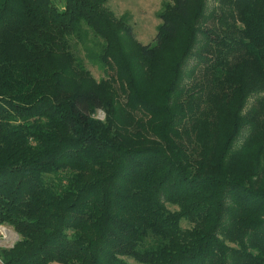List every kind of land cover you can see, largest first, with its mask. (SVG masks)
I'll use <instances>...</instances> for the list:
<instances>
[{"label":"trees","instance_id":"obj_1","mask_svg":"<svg viewBox=\"0 0 264 264\" xmlns=\"http://www.w3.org/2000/svg\"><path fill=\"white\" fill-rule=\"evenodd\" d=\"M108 1L0 0L3 264H264V0H173L149 45Z\"/></svg>","mask_w":264,"mask_h":264},{"label":"rangeland","instance_id":"obj_2","mask_svg":"<svg viewBox=\"0 0 264 264\" xmlns=\"http://www.w3.org/2000/svg\"><path fill=\"white\" fill-rule=\"evenodd\" d=\"M173 0H109L106 8L109 9L117 20L123 19L126 27L132 28L133 34L137 43L143 45L153 44L158 34L159 26L162 24L159 18L160 13L164 11L166 4H172ZM73 43H75L73 41ZM124 48L131 52L132 56L139 57V48L136 43H133L129 38L123 40ZM77 44V43H76ZM104 40L95 37L93 33H89L85 42L77 44L75 53L79 61L90 74V79L97 85L106 83V87L102 89V93L116 94V100L119 107L124 108L125 96L120 91V83L113 79L115 71L109 69L101 60ZM192 66V62L190 63ZM109 89V90H108ZM114 89V90H113ZM75 89H71L72 94ZM118 107V108H119ZM137 115L136 113L132 114ZM107 117L106 112L102 110L95 111L93 118L105 122ZM170 210H177L176 207L169 206ZM183 228H191L187 222H183ZM19 240L17 233L8 226H0V250L13 247ZM1 258V257H0ZM131 264H138L133 260H129ZM1 264V263H0Z\"/></svg>","mask_w":264,"mask_h":264},{"label":"built area","instance_id":"obj_3","mask_svg":"<svg viewBox=\"0 0 264 264\" xmlns=\"http://www.w3.org/2000/svg\"><path fill=\"white\" fill-rule=\"evenodd\" d=\"M0 263H1V264H3V261H2V259H1V258H0Z\"/></svg>","mask_w":264,"mask_h":264}]
</instances>
